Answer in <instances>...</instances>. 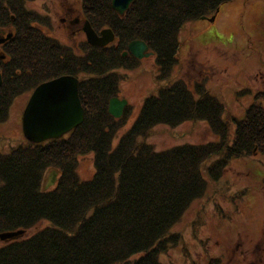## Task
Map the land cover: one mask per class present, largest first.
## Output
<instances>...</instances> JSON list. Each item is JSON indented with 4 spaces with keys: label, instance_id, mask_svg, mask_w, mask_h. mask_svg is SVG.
Segmentation results:
<instances>
[{
    "label": "trees",
    "instance_id": "trees-1",
    "mask_svg": "<svg viewBox=\"0 0 264 264\" xmlns=\"http://www.w3.org/2000/svg\"><path fill=\"white\" fill-rule=\"evenodd\" d=\"M26 1L0 0V29L14 31L6 44L9 61L0 59V122L8 120L17 97L63 74L79 77L85 118L60 138L0 154V233L26 232L46 221L1 245L0 264H163L168 231L207 186L203 165L208 161L209 178L218 180L232 158L264 152V91L255 93L243 117L228 121L206 80L192 88L181 76L170 79L184 25L232 0H136L124 16L112 0H82L86 19L95 29L110 27L116 41L103 47L84 41L80 52L46 33L44 17ZM134 39L154 51L160 83L130 124L131 104L121 117L108 107L125 77L118 69L140 64L123 55ZM186 120H207L217 138L162 150L149 142L156 125ZM88 153L94 173L84 179L78 162ZM51 169L58 180L46 190Z\"/></svg>",
    "mask_w": 264,
    "mask_h": 264
},
{
    "label": "rangeland",
    "instance_id": "rangeland-1",
    "mask_svg": "<svg viewBox=\"0 0 264 264\" xmlns=\"http://www.w3.org/2000/svg\"><path fill=\"white\" fill-rule=\"evenodd\" d=\"M25 6L44 17L46 33L79 52L86 35L73 32L62 18L68 8L73 9V15L83 17L82 0H28ZM180 40L179 62L170 79L181 76L192 88L197 81L206 80L212 95L224 103V117L228 121L232 116L243 117L255 93L264 91V0L225 3L215 21H188ZM155 63L152 55L142 58L136 68L118 69L125 76L120 80L119 94L134 105L130 124L140 110L141 100L157 92L160 82L156 80ZM30 95L31 91L15 100L10 118L0 126V142L4 140L5 146L9 139L15 140L14 144L25 142L24 135L21 139L11 136L17 132L16 126L20 127L21 112ZM230 129L233 136V121ZM216 138L207 120H186L177 126L156 125L148 139L162 150ZM207 164L203 165L207 186L168 231L170 238L164 244L167 249L160 254L161 263L264 264V152L232 158L218 180L209 178ZM78 171L84 179L93 176L92 153L79 157ZM45 224L32 227L21 237ZM5 243L0 238V246Z\"/></svg>",
    "mask_w": 264,
    "mask_h": 264
},
{
    "label": "water",
    "instance_id": "water-1",
    "mask_svg": "<svg viewBox=\"0 0 264 264\" xmlns=\"http://www.w3.org/2000/svg\"><path fill=\"white\" fill-rule=\"evenodd\" d=\"M135 2L136 0H112V6L120 15H124ZM215 18L216 14L210 20L214 21ZM84 30L88 42L95 46H106L115 39L111 28L103 29L99 35L88 20ZM128 51L140 59L154 54L149 45L141 39L132 40L128 44ZM1 80L0 75V84ZM127 104L126 98L115 96L110 99L108 110L114 117H121ZM84 118L85 108L79 95V78L72 74H63L40 83L34 89L23 112V133L32 142L60 138L79 126ZM57 179L58 172L52 170L45 183V189L53 187ZM23 233L24 230L4 232L0 237L17 238Z\"/></svg>",
    "mask_w": 264,
    "mask_h": 264
},
{
    "label": "flooded vegetation",
    "instance_id": "flooded-vegetation-1",
    "mask_svg": "<svg viewBox=\"0 0 264 264\" xmlns=\"http://www.w3.org/2000/svg\"><path fill=\"white\" fill-rule=\"evenodd\" d=\"M82 11H83V7H82ZM65 13H66V16L64 18H62V21L65 22L66 25H69V27L74 30L73 32L85 33V35H86V39L85 40H87V33L84 30V25H85L84 13H83V17L80 16L78 13L73 15V9L72 8H68V11H66ZM12 30L13 29H10V28L0 29V59L1 60L9 61L10 55L7 53L6 44L8 43L7 42L8 39H10L13 36L11 34ZM95 31L99 35H101L102 29H95ZM115 41H116V39H115ZM115 41H113L110 44H113ZM128 54H129V52H127V49H125L123 51V55H128ZM0 75H1V79H2L0 85H2V83H3V73H2V69L1 68H0ZM7 121L8 120L0 122V126H1V124L5 123ZM19 125H20V127H18V125L16 126L17 132L13 133L14 135H12L11 137H14L15 135H17V136H20V139L23 138V134H22V116H21V123ZM0 137H3V135H0ZM3 142H4V140H2V142H0V145L2 146V148H0V154H2V156L3 155L4 156H7V155L9 156V155H13L14 152H12V151H13L14 148L19 147L20 145L26 144L27 142H31V141H29L25 137V142L24 143L14 144L15 140L9 139V142H8L7 146H5V144ZM32 143H36V142H32Z\"/></svg>",
    "mask_w": 264,
    "mask_h": 264
}]
</instances>
